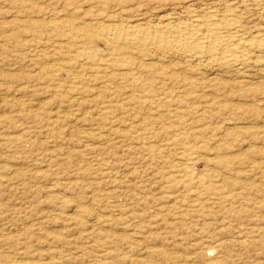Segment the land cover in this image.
Masks as SVG:
<instances>
[{
	"label": "rangeland",
	"instance_id": "1",
	"mask_svg": "<svg viewBox=\"0 0 264 264\" xmlns=\"http://www.w3.org/2000/svg\"><path fill=\"white\" fill-rule=\"evenodd\" d=\"M203 4L0 0V264H264V62L241 83L82 45Z\"/></svg>",
	"mask_w": 264,
	"mask_h": 264
},
{
	"label": "bare ground",
	"instance_id": "2",
	"mask_svg": "<svg viewBox=\"0 0 264 264\" xmlns=\"http://www.w3.org/2000/svg\"><path fill=\"white\" fill-rule=\"evenodd\" d=\"M250 1L253 2V5L250 3L253 7L256 5L264 8V0ZM227 2L204 0L201 11L188 9L187 6V9L181 7L182 11L175 12L172 7V12L157 15L154 24L97 19L93 23L83 24L80 29L86 42L82 45L87 46L98 41L109 47L113 52L109 53L111 67L118 63H127L132 56L158 53L163 57L177 56L181 62L197 71L206 66L221 68L225 74L234 75L242 83L251 70L259 68L264 62V29H261V25L258 28L244 26L243 20L248 12L244 14L236 6L230 5L231 2ZM216 3L221 6L223 4L221 11L215 9ZM95 53L91 50L82 54L93 60Z\"/></svg>",
	"mask_w": 264,
	"mask_h": 264
}]
</instances>
